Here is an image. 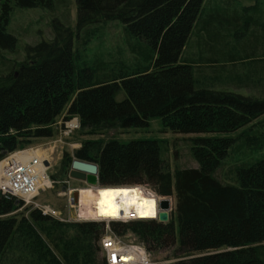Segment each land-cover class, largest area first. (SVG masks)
Listing matches in <instances>:
<instances>
[{
    "label": "trees",
    "instance_id": "1",
    "mask_svg": "<svg viewBox=\"0 0 264 264\" xmlns=\"http://www.w3.org/2000/svg\"><path fill=\"white\" fill-rule=\"evenodd\" d=\"M204 1L76 0L74 31L54 18L49 39L26 45L20 62L3 60L0 158L51 137L52 125L63 114L65 119L78 117L85 135L143 128L150 118H160L162 132L193 135L196 167L171 171L160 142L153 139H86L73 153L98 165L100 187L146 184L159 195L174 197L167 222H113V230L129 226L143 231L153 247L176 246L178 259L170 264H264V157L250 164H222L234 142L225 134L264 115V97L199 85L195 79V70L203 76L207 69L223 76L228 68L241 71L246 60L259 61L250 78L263 77L264 20L260 12L229 14L226 5L205 14ZM14 7L52 8L53 3L0 0V52L17 48V37L7 30ZM112 24H121L131 58L80 65L79 55L93 33ZM249 31L250 42L237 37ZM193 34L200 48L196 62L182 58ZM121 91L124 95L117 99ZM65 156L63 164L70 167L73 158ZM222 170L234 175V183L221 179ZM22 205L0 194V264H106L103 256L95 260L103 223H63L36 208L26 218L10 215ZM21 244L33 263L14 254Z\"/></svg>",
    "mask_w": 264,
    "mask_h": 264
},
{
    "label": "rangeland",
    "instance_id": "2",
    "mask_svg": "<svg viewBox=\"0 0 264 264\" xmlns=\"http://www.w3.org/2000/svg\"><path fill=\"white\" fill-rule=\"evenodd\" d=\"M52 3V8L38 7L21 9L14 7L12 9L7 30L17 37V48L14 53L0 52V71L7 70V66L6 64H3V60H6L7 64L8 62L10 63L14 60L20 62L24 58V48L26 45L37 43L43 39H49L52 36L51 24L54 18H57L61 22L69 25L73 31L75 30L76 0H52ZM255 4H258V6L254 7ZM225 5L227 7L229 6V10L226 9L229 14H232L235 11L238 14L245 15H252L260 12V17L264 20V0H205L203 4L204 13L206 14L215 10H221ZM121 28V24H112L104 28V31L94 32L91 39L85 44L84 49H82L84 54L79 55L80 65L87 63L91 67L97 65L105 66L113 64L119 58H122V60L131 58L130 53L125 48L123 42L124 35H122ZM259 32L262 33L261 31ZM237 37L245 42L248 40L250 42L252 36L249 31L248 33H245V35L239 33L237 34ZM196 38L195 34L189 38L182 54L183 59H192L195 62L200 59V57H198L200 54V48ZM258 62H256V60H246V69H244L245 67H243L241 71L238 69V72H240L238 73L237 69L234 68L231 72V68H228L231 73H229V71H225V73L228 74L224 76L222 74L216 75L210 73L211 71L208 69L204 71L205 75L203 76L200 75L199 70H195V79L199 85L219 87L237 92L244 96H254L259 98L264 97V76L259 78H250L251 73L249 71H252L255 67L254 65ZM123 95V91L119 92L117 94V99H121ZM63 118L64 114L59 116L56 122L52 125L53 134L51 137L36 139L31 146L26 147L27 149H38L39 151L45 150L50 155L51 166L48 170V174L51 176L54 184L52 188L42 191L36 198V201L39 204H49L55 209H59L61 216L64 219L69 220L61 221L56 219L59 222L103 223V230L98 241L99 247L102 237L112 236L120 242L121 245H130L141 248L143 251L145 250L149 257L154 258L155 260L165 261L166 263L164 264H170L177 261L178 258L175 254L176 246L167 248L153 247L154 244L145 241L143 235L144 232L141 230L126 226L123 230L114 231L111 223L118 221H111L107 225L105 221L92 220V217L88 214L87 216L91 217V219L75 221L78 218V216H76V214H78V210L80 209L81 212L87 213L86 208H88L89 204L82 202L78 209L73 207L70 208L67 204V196L60 193L58 194V192L62 191L63 186L68 188L72 187L76 188L74 194L77 193L79 196V189L86 188L87 185L85 183L70 178V167L68 162L65 163L67 165L63 164V159L66 157L65 153H68L69 158H74V151L78 149L81 146L82 141L86 139L106 140L112 137L122 143L139 139L157 140L160 142V146L162 148L161 157L163 159H168V165L172 171L175 167L184 168L197 166L190 150L192 143L189 138L193 135L162 132L163 123L162 120L157 117L150 118L149 125L143 128H111L100 132L98 131L91 135H85L80 129H76L72 133L67 134L63 129ZM225 135L232 137L234 142L230 147L227 156L222 161V164L227 166L242 163L250 164L264 157V115L242 127L238 131ZM222 174L223 170L220 171V175L223 176V178H221L223 181L234 183V175L226 176ZM136 186H144L149 191L157 194L155 190L146 184H138ZM158 196L164 198L168 197L159 194ZM171 201L173 209V196H171ZM32 208L33 206L31 205H22L10 215L17 216L18 218L24 216L26 218ZM171 211L169 212V217ZM61 230H63L65 234H69L71 236L74 234L73 230L65 227H61ZM38 235L43 239L42 235L39 233ZM34 248L37 250L36 247ZM14 254L20 255L22 258L21 262H24L26 259H29L31 263L34 262V258L30 257V254L25 251L22 244L14 251ZM102 256V251L99 248V252L95 256V260L100 259Z\"/></svg>",
    "mask_w": 264,
    "mask_h": 264
},
{
    "label": "built area",
    "instance_id": "3",
    "mask_svg": "<svg viewBox=\"0 0 264 264\" xmlns=\"http://www.w3.org/2000/svg\"><path fill=\"white\" fill-rule=\"evenodd\" d=\"M63 129L69 134L79 129L80 123L76 116L69 119H62ZM47 162V165H45ZM51 166L50 155L47 151L34 150V149H20L12 151L2 158H0V194L9 199L14 198L23 203V205H31L33 208L38 209L42 215L50 216L54 219L61 221H69L61 216L59 209H55L51 205L39 204L36 198L40 193L46 189L52 188L54 181L48 174V170ZM99 183L92 187H99ZM143 195H147L156 200V211L158 214L162 211L159 206V201L164 197L158 196V194L149 191L144 186H138ZM64 190L58 192V194L67 196V204L70 208H79L81 202L73 194L76 188H68L64 186ZM170 202L171 198L167 197ZM77 199V200H76ZM171 208L167 211L168 218ZM80 209L78 210V218L75 221L91 219L94 221H105L108 225L111 220L108 218L94 216L80 215ZM138 220H155L159 221L158 215L154 218H143L136 214L135 210H128L126 214L119 219L113 221L130 222ZM100 249L102 251L106 264H164L165 261L155 260L149 257V255L141 248L121 245L114 237L104 236L100 240Z\"/></svg>",
    "mask_w": 264,
    "mask_h": 264
},
{
    "label": "bare ground",
    "instance_id": "4",
    "mask_svg": "<svg viewBox=\"0 0 264 264\" xmlns=\"http://www.w3.org/2000/svg\"><path fill=\"white\" fill-rule=\"evenodd\" d=\"M79 194L80 198L76 193L80 202L89 204L86 208L87 213L80 211V215H98L111 221L121 218L128 210H135L136 214L143 218H154L158 215L156 200L143 195L136 185L109 187L87 185L86 188L79 189ZM170 208L172 209L171 205Z\"/></svg>",
    "mask_w": 264,
    "mask_h": 264
},
{
    "label": "water",
    "instance_id": "5",
    "mask_svg": "<svg viewBox=\"0 0 264 264\" xmlns=\"http://www.w3.org/2000/svg\"><path fill=\"white\" fill-rule=\"evenodd\" d=\"M45 165H47V162H45ZM98 171L99 167L96 163L74 158L70 164L69 176L72 179L85 182L87 185L95 186L98 184ZM62 189L64 190L65 188ZM74 197H76V194H74ZM15 203H18V200ZM170 205L171 202L168 198H163L159 201V206L162 210L158 214L160 222H167V211L170 209Z\"/></svg>",
    "mask_w": 264,
    "mask_h": 264
}]
</instances>
